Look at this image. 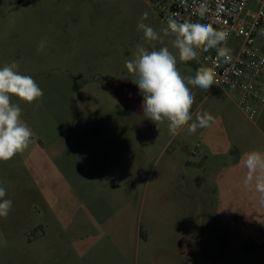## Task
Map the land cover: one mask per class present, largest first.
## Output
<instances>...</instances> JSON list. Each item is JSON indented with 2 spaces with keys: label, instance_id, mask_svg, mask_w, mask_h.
Listing matches in <instances>:
<instances>
[{
  "label": "rangeland",
  "instance_id": "obj_1",
  "mask_svg": "<svg viewBox=\"0 0 264 264\" xmlns=\"http://www.w3.org/2000/svg\"><path fill=\"white\" fill-rule=\"evenodd\" d=\"M145 14L158 40L138 30ZM165 28L145 0H0V66L14 61L44 92L12 97L34 136L0 162L13 201L0 264H264V204L241 162L264 152V108L252 123L235 93L189 85L193 118L215 124L173 138L145 118L125 67L137 45L167 47L185 77L201 67L179 60Z\"/></svg>",
  "mask_w": 264,
  "mask_h": 264
},
{
  "label": "clouds",
  "instance_id": "obj_2",
  "mask_svg": "<svg viewBox=\"0 0 264 264\" xmlns=\"http://www.w3.org/2000/svg\"><path fill=\"white\" fill-rule=\"evenodd\" d=\"M141 17L137 24L143 38L149 41L159 39L158 33ZM164 29L166 35L174 37L173 46L178 50L179 60H196L199 51L216 49L218 59L231 57L230 50L221 47L226 44L228 33L214 29L209 24L180 22L169 17ZM46 41H41L38 50L43 51ZM127 71L135 77L133 82L143 96L144 117L157 125L167 123L169 135L175 138L186 128L195 135L198 128H207L216 123L211 113L192 114L194 95L189 85L207 92L218 85L214 68L201 66L194 76H183L177 68L176 56L167 48L148 49L137 45V53L125 62ZM13 61L0 66V162H7L24 153L32 142L33 129L22 119V109L12 102V97L26 104L40 100L44 92L34 78L21 73ZM242 165L246 169L243 178L245 187L254 186L258 200L264 204V152L251 150L243 154ZM13 201L6 198V189L0 186V218H6Z\"/></svg>",
  "mask_w": 264,
  "mask_h": 264
},
{
  "label": "built area",
  "instance_id": "obj_3",
  "mask_svg": "<svg viewBox=\"0 0 264 264\" xmlns=\"http://www.w3.org/2000/svg\"><path fill=\"white\" fill-rule=\"evenodd\" d=\"M167 27L180 22L209 24L228 33L230 59H218L216 49L199 51L200 66L212 67L218 85L231 91L245 117L255 123L264 108V0H145Z\"/></svg>",
  "mask_w": 264,
  "mask_h": 264
},
{
  "label": "crops",
  "instance_id": "obj_4",
  "mask_svg": "<svg viewBox=\"0 0 264 264\" xmlns=\"http://www.w3.org/2000/svg\"><path fill=\"white\" fill-rule=\"evenodd\" d=\"M222 90V89H221ZM223 91H225V90H223ZM226 92V91H225ZM235 102H236V104H237V106H238V101H237V99H238V97H237V95H233V97H231ZM239 107V106H238ZM249 121V120H248ZM251 122V121H250ZM253 123V122H252ZM228 150H229V147L226 149V147H224V148H219L218 150H216L214 153H213V155H219V156H223L224 154H227L228 153ZM186 151H187V149H186ZM116 253L117 254H119V252L118 251H116Z\"/></svg>",
  "mask_w": 264,
  "mask_h": 264
},
{
  "label": "trees",
  "instance_id": "obj_5",
  "mask_svg": "<svg viewBox=\"0 0 264 264\" xmlns=\"http://www.w3.org/2000/svg\"><path fill=\"white\" fill-rule=\"evenodd\" d=\"M35 0H22V2L24 3V4H29V3H32V2H34Z\"/></svg>",
  "mask_w": 264,
  "mask_h": 264
},
{
  "label": "water",
  "instance_id": "obj_6",
  "mask_svg": "<svg viewBox=\"0 0 264 264\" xmlns=\"http://www.w3.org/2000/svg\"><path fill=\"white\" fill-rule=\"evenodd\" d=\"M263 51H264V48H263Z\"/></svg>",
  "mask_w": 264,
  "mask_h": 264
}]
</instances>
